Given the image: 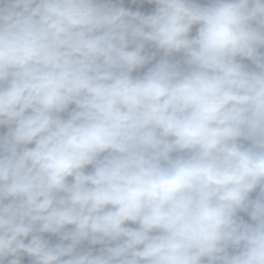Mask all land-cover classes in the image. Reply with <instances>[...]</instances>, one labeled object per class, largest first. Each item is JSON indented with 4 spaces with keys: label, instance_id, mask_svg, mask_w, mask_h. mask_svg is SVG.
Wrapping results in <instances>:
<instances>
[{
    "label": "clouds",
    "instance_id": "9594fccd",
    "mask_svg": "<svg viewBox=\"0 0 264 264\" xmlns=\"http://www.w3.org/2000/svg\"><path fill=\"white\" fill-rule=\"evenodd\" d=\"M143 3L0 0V264H264V0Z\"/></svg>",
    "mask_w": 264,
    "mask_h": 264
},
{
    "label": "rangeland",
    "instance_id": "374dc122",
    "mask_svg": "<svg viewBox=\"0 0 264 264\" xmlns=\"http://www.w3.org/2000/svg\"><path fill=\"white\" fill-rule=\"evenodd\" d=\"M115 2H119V0H115ZM194 2L199 3V4H207L210 2V0H194ZM131 0H124V4L125 5H130ZM155 8L154 4H148L147 0H144L143 6L139 8V10L141 11H146V12H150L151 10H153ZM133 10H136L135 8ZM195 27L193 29V34H195ZM4 131H6L5 129H0V133H3ZM131 227H135V225H129ZM45 238L49 239L51 243H56L57 242V238L54 236H50L48 234H45ZM99 247V246H96ZM23 264H30V261L27 257L24 258Z\"/></svg>",
    "mask_w": 264,
    "mask_h": 264
}]
</instances>
